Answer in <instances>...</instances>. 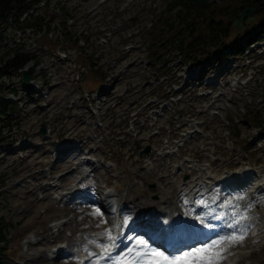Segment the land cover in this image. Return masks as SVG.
<instances>
[{
	"label": "rangeland",
	"instance_id": "1",
	"mask_svg": "<svg viewBox=\"0 0 264 264\" xmlns=\"http://www.w3.org/2000/svg\"><path fill=\"white\" fill-rule=\"evenodd\" d=\"M168 1L128 0L117 3L116 0H108L104 4H101L100 0L60 1V5L70 13L69 20H73L78 26L75 30L91 32L90 43L94 46L88 47V51L95 50L102 56L99 64H104L113 88L109 96L103 100L99 111L93 113L91 108H96V104H91L83 98L74 77L77 68L69 63L74 59L76 51L69 49L66 51L69 52L68 59L61 61L50 51L41 50L46 63L45 68L47 67L51 74L47 83V87L51 89L50 100L36 101L33 92L35 88L22 87L20 95L24 96L19 97L22 101L26 99L27 102L23 103L21 110L11 121L12 140L9 138L0 143V166L8 165L19 174L13 175L9 186L2 194L4 198H0L2 206L0 214L4 217L7 236L10 239V249L3 255L4 264H57L63 263L67 256L70 257L65 261L66 264H75L82 254L84 255L82 252L81 256L77 254L82 249L80 245V248L72 250L63 243L61 251L64 255L52 260L48 257L50 254L48 248L50 243L58 240L61 242L71 233L80 238L85 226L94 227L91 229L93 230L91 237L97 241L95 243L91 239L86 243V239L81 237L85 242L78 239V243L81 242L83 246L89 248V256L91 245L108 248L112 243L109 230L113 237L116 226L125 224L126 216L131 217L128 208L119 214L110 212L117 208L116 204L127 193L130 202L134 197L139 198L147 206L155 201L156 212L165 206L166 214L157 216L155 221L164 219L168 233L177 236L183 235V231L176 229L182 225L180 218L192 220L196 224L204 223V219L196 215V210L202 209V214H206L213 199L220 194L224 196L231 190L230 187H224L222 192L216 193L217 195L206 194L201 199L204 201L202 204L196 200L198 188L192 190L190 194L187 192L184 194L189 190L186 185H181L185 180L192 179L199 184L216 183L222 179L232 182L237 181L234 177L244 174L242 180L252 181L253 185L246 184L239 189L243 192L225 200L223 206L227 207L229 212L235 209L238 202L251 200L253 194L258 193L255 191L257 186L264 187V132L262 138H259L257 129H253L247 122H240L233 127L238 140L232 144L225 118L226 114L238 116L243 113L241 106L246 101H254L259 107L263 106L264 58L248 65L244 59L248 56L257 57L264 52L262 49L264 32L261 41L256 42L255 38L253 40L255 43L250 46L256 56L246 50L239 56L227 55L231 50L226 48L227 52L224 50L215 55L212 62L202 63L203 66L207 64V68L202 72L201 81L213 80L214 83L212 88L209 85L205 92L207 95L202 98H197L193 91L195 89L200 95L198 80L190 79L188 69L184 63H180L177 52H169L166 58L172 67L171 71L181 76V82L184 80L180 85L173 86L172 91L176 88L179 93H183V98L177 103L173 100L167 102L161 111L152 109L156 103L154 95L149 94L157 81L154 75L151 76L153 66L147 64L146 43H142L137 30L142 28L146 30L154 13L162 10ZM48 16L53 18L55 23L60 19V15L51 9ZM132 16H136V19L134 20ZM247 16L251 14L245 17ZM227 18L222 24L228 22ZM251 18L250 23L256 20L258 15ZM233 19H230L231 23ZM95 32L106 37L108 44L99 45L97 41L100 36ZM12 33L15 34V31L11 32V27H7L4 43H7L5 39ZM122 40L127 41L129 49L124 50L125 43H119ZM11 42L9 40L8 43ZM100 42L103 43L102 40ZM110 46L118 48L119 53L110 54ZM246 47L247 45L242 46ZM213 51L209 50L208 53L211 54ZM195 71L198 73L199 70ZM35 77L37 82L40 79L45 82L40 74L37 73ZM189 84H195L196 87ZM177 112L180 114L177 115ZM155 118L159 119L156 121ZM101 123L102 126L99 125ZM42 124L47 128L44 135L40 132ZM59 135L63 136L61 138L64 142H68L65 145L72 143L73 139L70 137L75 135L77 138L74 140L78 142L80 148L91 151V154L84 151L81 158L89 160L86 170H78L72 176H66L65 173L70 170H64L70 169L74 163L65 164L55 155L54 152L59 148L57 144ZM147 145H150L152 152L144 155L142 151ZM169 145L173 146L172 150ZM164 148L171 150L167 156L160 155L162 154L160 150ZM259 159L263 160V164H258ZM144 162L147 165L142 169L141 165ZM176 164H182V169L175 167ZM188 164H191V167L186 166ZM41 166L43 168H39ZM231 167L233 171H229L228 168ZM215 171L219 172L217 178H214ZM57 172H59L57 176L64 175L54 180V174ZM82 179L83 185L86 187L93 185L98 192V195H95V192H84L82 197L86 199L88 208L83 209V214L77 212L79 204L82 203L74 205L65 201L68 198V191L63 193L57 189L59 184H67L69 186H66L67 188H76L74 185H78V181ZM47 189H51L49 195L46 193ZM110 191L115 193L112 209H109L108 205L102 209L100 205L95 204L96 201L104 203L103 197ZM191 195L192 198L189 199ZM241 196L242 200L236 199ZM191 202L192 206L189 204ZM251 205L252 207L240 213L252 221L246 229L247 235L234 240L231 252L220 255L225 257L222 264H264V200H258ZM71 206L73 209H69ZM62 217L66 222L69 221V224L67 227L64 225L61 235L63 237L59 239L51 234L53 224L50 223ZM91 230L89 229V236ZM163 235L165 234H159V237ZM136 237L147 239L145 233H140ZM138 245L139 241L134 239L128 247H121L119 260L140 264L141 262L135 258L140 252ZM128 250L134 253L130 258L126 255ZM216 253L217 251L214 255ZM145 255L144 263L147 264L154 254L148 251ZM195 255L193 256L196 258ZM202 256L204 261L196 260V264H207V261L211 260V256ZM179 260L178 257L176 259L178 264Z\"/></svg>",
	"mask_w": 264,
	"mask_h": 264
},
{
	"label": "trees",
	"instance_id": "2",
	"mask_svg": "<svg viewBox=\"0 0 264 264\" xmlns=\"http://www.w3.org/2000/svg\"><path fill=\"white\" fill-rule=\"evenodd\" d=\"M42 0H0V28L10 23L15 28L34 27L36 30L37 43L41 46H48L51 49L59 45L61 39L68 41L71 45H77L68 40L72 38V32L68 29L66 18L60 22L61 32L58 33V24H53V19H47L46 12L27 13L34 5H38ZM225 2H236L237 0H224ZM45 10L49 9V1L45 2ZM215 0H170L167 6L160 12L154 14L155 23L144 36L150 39L151 46L157 47L161 42L168 41L175 36L177 47L189 61H196L198 58L205 57L208 49L216 48L219 43L226 42L230 45H236L240 29L233 27L230 22L225 29H220L217 23L218 17L224 15L222 6L216 5ZM252 6L254 12L258 15L256 23L247 29L256 28L264 24V0H242L241 4H236L233 13L238 11L239 7ZM223 8V9H222ZM63 9V8H61ZM173 12V13H172ZM27 13L24 17L23 15ZM3 31V30H2ZM50 31L57 32L55 37H50ZM205 31V33L203 32ZM3 34V33H2ZM71 36H68L70 35ZM24 47L17 45L10 46L4 54L0 55V117L6 114L8 103L3 98L2 90L4 83L2 79L5 75L17 72L18 69L34 59V64L39 62L35 55L28 52H21ZM78 60L86 63L83 54L78 56ZM248 119L255 125L262 124L264 120L257 121V118L251 112H247ZM1 136V128H0ZM4 182V176L0 173V185ZM9 243L6 227L3 224V216H0V264H4L1 252Z\"/></svg>",
	"mask_w": 264,
	"mask_h": 264
},
{
	"label": "bare ground",
	"instance_id": "3",
	"mask_svg": "<svg viewBox=\"0 0 264 264\" xmlns=\"http://www.w3.org/2000/svg\"><path fill=\"white\" fill-rule=\"evenodd\" d=\"M72 153H74L72 156H70L69 157V162L74 158V157H76L77 155H78V153H79V151H73V152H71V154ZM71 154H69V155H71ZM237 180H238V178H237ZM239 183L240 181L238 180V181H236L235 183ZM189 183H191V184H189ZM194 183V181L193 180H190V181H188V182H184L182 185H186L187 186V188H192V187H195V186H198L199 187V189H201V188H203V187H208L209 186V188H211V187H215V186H217V184H198V183H195V184H193ZM240 184H238V186H239ZM248 185H253V184H251L250 182L248 183ZM261 188L259 187V186H257L256 187V189H255V191H258L259 192V190H260ZM263 189V188H262ZM86 190H87V192H95V195H98V192H97V189L94 187V186H89V187H87L86 188ZM203 190V189H202ZM264 190V189H263ZM189 191L190 190H188L187 192L189 193ZM240 191H238V192H231V193H228L227 195H226V197H225V199H227V198H229L230 196H232V195H234V194H238ZM46 193H47V195H48V190L46 191ZM200 196L199 197H203V193H201V194H199ZM255 195H260V193L259 194H255ZM107 200H109L110 202L112 201V197H107V198H104V201H105V203H107L106 201ZM82 202V204H80V206H79V209L77 210V212H79L80 211V213H84V211H83V209H87L88 208V205H87V201L85 200V199H82L81 201H79V203H81ZM133 202L136 204H134V208L137 206H139V207H141V208H139V209H145L144 207H148L145 203H140V202H143V201H141L139 198H137V200L135 201V200H133ZM247 202V201H246ZM246 202H243V203H241V204H245ZM140 203V204H139ZM248 203V202H247ZM246 203V204H247ZM119 205V204H118ZM152 205H154V202L151 204V206ZM111 206V205H110ZM213 207L214 208H216L214 205H213ZM129 208H131V206H129ZM222 208V207H221ZM71 209H72V207H71ZM219 209V208H218ZM164 209H162L161 211H163ZM221 210V209H220ZM141 211V210H140ZM140 211H137L135 214H134V216H132V219H134V218H136V217H139V216H143V215H140ZM161 211H159V212H161ZM222 211H223V214H222V212H220V216L218 217V219H214L213 221H211V224H213V222L216 224L215 226H212V227H209L208 229H211L212 231H214V232H216L217 231V234H221L222 233V231H226L228 234L230 233L229 232V230H228V228L226 227V225L228 224V223H230L231 222V217H232V215H233V213H231V214H228V213H225L224 214V209H222ZM79 213V214H80ZM146 213V212H145ZM197 213L198 214H201L202 213V210L201 209H197ZM219 213V212H218ZM156 215H158V214H156ZM82 216V215H81ZM204 219H210V216H205L204 215ZM190 224H192V225H194V227L193 228H195L196 226H197V224L195 223V222H189V225ZM206 224H208V223H206ZM161 224H159L158 226H160ZM185 225V224H184ZM186 225H188V222H186ZM204 227V225L202 226V228ZM84 228V231L81 233V237L83 238V239H86V240H88L87 238L89 237L88 236V233H89V229L91 230V229H93L94 227H91L90 226V228H88L87 226H85V227H83ZM159 228V227H158ZM187 228V227H186ZM205 228V227H204ZM154 229H156L155 227H152V228H150V230H154ZM203 232H204V230H202ZM139 232H144V231H142V230H139ZM212 236H214V235H212ZM49 237H51V238H53V236H49ZM197 237V236H196ZM56 238V237H55ZM116 238V237H115ZM91 239H93V238H91ZM118 239L120 240V241H122L123 239H124V236L122 237V233L121 234H119V236H118ZM216 239H218V237H213V238H211V240H216ZM54 240V239H53ZM65 240L67 241V247L68 248H70V249H74L75 248V236L74 235H72L70 238H65ZM210 240V241H211ZM209 243V242H208ZM201 243H198L196 246H195V244L193 245V249H194V251L195 252H197V251H203V253L206 255V256H210V254H212L213 253V251H215V250H218V253H221V254H223V253H225V252H227V251H229V250H231V249H233L234 248V242H229V241H220V242H218L216 245H214V246H210L209 248H207V249H205L204 247H202L201 245H200ZM182 246L180 245L178 248H181ZM221 248H223V249H225V251L224 252H220V249ZM83 250H84V247L82 248ZM180 250V249H179ZM178 250V251H179ZM170 252H173V251H170ZM185 254V256H183V259L185 260V261H188V262H191V260H192V258H191V253H189V254H187L186 252L184 253ZM60 255V254H59ZM198 255V254H197ZM199 255H201V254H199ZM106 255H104V257H105ZM214 259H213V263L212 264H221V263H223L224 262V258L222 257H219V256H214L213 257ZM67 259H69V258H65L62 262L63 263H61V262H58L57 264H66V260Z\"/></svg>",
	"mask_w": 264,
	"mask_h": 264
},
{
	"label": "snow or ice",
	"instance_id": "4",
	"mask_svg": "<svg viewBox=\"0 0 264 264\" xmlns=\"http://www.w3.org/2000/svg\"><path fill=\"white\" fill-rule=\"evenodd\" d=\"M236 199L242 200L243 196L237 197ZM201 203L203 204L204 201L201 200ZM250 207H252L251 204H246L244 206V209H242V211H246V209L250 208ZM129 220H131V217L126 216L124 218V223L126 224ZM251 222L252 221L249 219V217L241 216L239 213L233 212V215L231 217V222L226 225V227L228 228L231 235H228L227 233H225L224 235H219L218 239L211 240L209 243L204 244L203 245L204 248L207 249L210 246H214L220 241L234 242V240L236 238L242 239L244 235H247L246 229L251 224ZM109 236H110V239H112V243L106 249L105 255H110V253L113 252L118 246L116 243L118 236L116 238L111 237V230H109ZM130 239H137L139 241L138 247L140 249V252L136 256L137 260L141 259V257L143 255L147 254L148 251H152V253L155 256H159V257L164 258L163 260L153 262V264H166V261L169 259L168 255L164 252H161L159 249H154L152 244L149 242V240L144 239V237H131ZM196 243H203V241L194 239V240H192L191 244L183 245V247L191 248L192 245H194ZM224 251H225V249H223V248L220 249V252H224ZM129 264H134V262H129ZM207 264H212V261L211 260L207 261Z\"/></svg>",
	"mask_w": 264,
	"mask_h": 264
},
{
	"label": "water",
	"instance_id": "5",
	"mask_svg": "<svg viewBox=\"0 0 264 264\" xmlns=\"http://www.w3.org/2000/svg\"><path fill=\"white\" fill-rule=\"evenodd\" d=\"M249 10H250V9L247 8L243 13H241V14L239 15V17L235 20V24L240 25L242 16H243L246 12H248ZM24 77H25V80H28V79H29V76H28V74H27L26 72L24 73ZM42 131H44V128H42Z\"/></svg>",
	"mask_w": 264,
	"mask_h": 264
}]
</instances>
